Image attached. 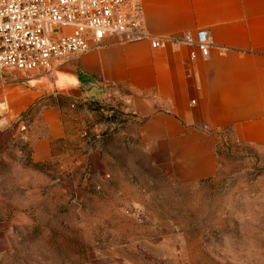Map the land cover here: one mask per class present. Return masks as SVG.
Returning <instances> with one entry per match:
<instances>
[{
	"label": "rangeland",
	"instance_id": "obj_1",
	"mask_svg": "<svg viewBox=\"0 0 264 264\" xmlns=\"http://www.w3.org/2000/svg\"><path fill=\"white\" fill-rule=\"evenodd\" d=\"M29 74L4 71L0 94ZM54 101L73 127L54 157L33 163L22 140L0 155V264H264V150L223 134L216 177L180 183L151 161L122 98Z\"/></svg>",
	"mask_w": 264,
	"mask_h": 264
},
{
	"label": "crops",
	"instance_id": "obj_2",
	"mask_svg": "<svg viewBox=\"0 0 264 264\" xmlns=\"http://www.w3.org/2000/svg\"><path fill=\"white\" fill-rule=\"evenodd\" d=\"M142 18L144 33L160 39L159 48L148 39L109 43L35 70L23 85L4 86L0 155L22 140L35 164L54 157L73 128L71 110L55 103L57 97L76 104L122 98L140 122L151 161L180 183L216 177L223 134L264 150V0H143ZM201 29L216 46L207 59L175 42ZM10 227L0 221V258L10 246Z\"/></svg>",
	"mask_w": 264,
	"mask_h": 264
},
{
	"label": "built area",
	"instance_id": "obj_3",
	"mask_svg": "<svg viewBox=\"0 0 264 264\" xmlns=\"http://www.w3.org/2000/svg\"><path fill=\"white\" fill-rule=\"evenodd\" d=\"M142 10L143 0H0V75L47 70L109 43L148 39L159 48L160 39L144 33ZM175 42L194 47L203 59L216 47L205 29Z\"/></svg>",
	"mask_w": 264,
	"mask_h": 264
},
{
	"label": "trees",
	"instance_id": "obj_4",
	"mask_svg": "<svg viewBox=\"0 0 264 264\" xmlns=\"http://www.w3.org/2000/svg\"><path fill=\"white\" fill-rule=\"evenodd\" d=\"M25 115H22L20 118H19V120L20 121H25ZM28 145H29V143H27ZM29 147H30V145H29ZM30 155H31V150H30ZM32 160V159H31ZM33 162V161H32ZM34 163V162H33ZM42 164H44V163H42ZM37 165H39V164H37Z\"/></svg>",
	"mask_w": 264,
	"mask_h": 264
}]
</instances>
